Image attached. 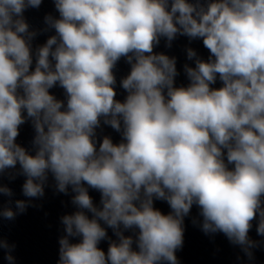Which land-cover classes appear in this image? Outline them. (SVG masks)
Returning <instances> with one entry per match:
<instances>
[{
  "label": "clouds",
  "instance_id": "obj_1",
  "mask_svg": "<svg viewBox=\"0 0 264 264\" xmlns=\"http://www.w3.org/2000/svg\"><path fill=\"white\" fill-rule=\"evenodd\" d=\"M41 3L0 0V174L19 164L23 195L32 199L44 196L50 172L59 192L71 186L72 203L93 214L61 218L58 264H178L193 205L205 234L223 233L251 258L257 216L264 236V0H55L60 18L45 21L56 35L37 49L30 71L36 33L23 12ZM177 34L202 38L210 52L204 61L187 50L195 58V67L185 65L187 87H174L175 58L153 51L161 37L171 46ZM121 57L131 65L123 102L113 73ZM217 75L223 86L212 88ZM57 83L65 110L49 92ZM25 111L34 155L16 143ZM101 118L122 142L105 136L97 148ZM84 184L101 193L102 208ZM0 195L13 192L0 184ZM154 198L171 212L154 208ZM28 206L16 200L0 218L14 220ZM99 221L119 238L107 253L98 248L107 236ZM121 225L139 230L138 251ZM76 236L81 241L70 242ZM14 247L0 239L9 264Z\"/></svg>",
  "mask_w": 264,
  "mask_h": 264
}]
</instances>
